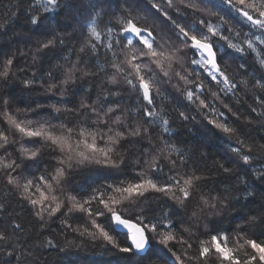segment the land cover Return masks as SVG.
Here are the masks:
<instances>
[{"label":"snow or ice","instance_id":"6c2138e0","mask_svg":"<svg viewBox=\"0 0 264 264\" xmlns=\"http://www.w3.org/2000/svg\"><path fill=\"white\" fill-rule=\"evenodd\" d=\"M39 2L0 13V264H264V0Z\"/></svg>","mask_w":264,"mask_h":264},{"label":"trees","instance_id":"16d2710c","mask_svg":"<svg viewBox=\"0 0 264 264\" xmlns=\"http://www.w3.org/2000/svg\"><path fill=\"white\" fill-rule=\"evenodd\" d=\"M15 3H16V0H0V13L8 11L9 8L11 6H13ZM25 6H27V4H25ZM33 7H40L39 0H34ZM223 11L226 14L232 16L234 19L239 20V17H236L235 13L231 12L229 9L224 8ZM41 14H43L42 8H41ZM70 52H71V46H70ZM68 54H70V53H66V55H68ZM243 60H248L249 63H252V60L248 56L240 57L239 55H237L236 60H230L229 61L231 70L238 74L239 69L237 68V64L240 62H243ZM257 91H258L257 89L252 88V81L249 80V88L245 89L244 92L240 93V100H237L235 98H229V99L231 100V102L234 105L239 107L240 111L244 115H248L247 105L253 103L252 96ZM159 103H160L161 108H163L166 112L169 113V116H174V114H175L174 110L176 108V104L173 101H171L170 99L169 100H161V101H159ZM169 105H170V107H169ZM179 123H180L179 121H176L177 125H179ZM247 127L249 128V130H251V128L253 126H247ZM173 132L176 134H179L181 136V139L187 140L189 138L185 129H182L179 127H173ZM262 135H264V132H252V135L250 137V141L254 140L256 142V144L264 143V141L260 140V136H262ZM227 140L229 141V143ZM173 142L179 146V141L174 140ZM216 142H218L222 148L227 149V148H229V144L235 143V138L232 137L231 139H229V137L222 136L218 133ZM215 151H217V150H214V153H215ZM208 163L210 164L211 161H209ZM253 163L257 167H259L261 163H264V161L256 160V161H253ZM12 207L14 209V212L11 214V216L6 217V219H15L16 222H21L22 220H25V214L19 210V207L16 205H12ZM52 227H55V225H53ZM24 235L26 238L31 236V235H34V231L31 228V226L28 227V229ZM35 242L39 243L38 240ZM98 244H99V242H97V245ZM80 255L82 257L79 258V264H89V262H92V261L97 262V264H105V262L108 260H115L116 259L115 257L105 256L103 249H101L99 247H88L87 250L82 251L80 253ZM71 259H73L75 261L78 258L74 256V257H71ZM44 260L47 261L48 264H69L68 259H65L64 253H57L55 251L51 252L50 254L45 253ZM42 264H43V262H42ZM209 264H220V261L217 257L213 256L209 260Z\"/></svg>","mask_w":264,"mask_h":264}]
</instances>
